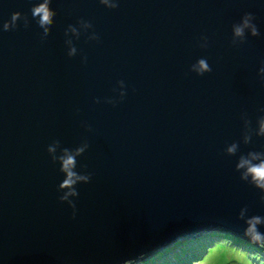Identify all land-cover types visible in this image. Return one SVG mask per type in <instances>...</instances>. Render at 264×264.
Segmentation results:
<instances>
[{"label": "water", "instance_id": "obj_1", "mask_svg": "<svg viewBox=\"0 0 264 264\" xmlns=\"http://www.w3.org/2000/svg\"><path fill=\"white\" fill-rule=\"evenodd\" d=\"M43 2L0 0V264H129L215 229L264 248L237 167L264 158V0H47L46 27ZM65 151L87 177L66 197Z\"/></svg>", "mask_w": 264, "mask_h": 264}, {"label": "rangeland", "instance_id": "obj_2", "mask_svg": "<svg viewBox=\"0 0 264 264\" xmlns=\"http://www.w3.org/2000/svg\"><path fill=\"white\" fill-rule=\"evenodd\" d=\"M213 232L219 231H203L200 235L198 234L199 236H197L196 239L186 238L182 240V238H178L170 245L155 249L153 250L154 252H150L148 256H142L129 264H178L176 260L178 257H175L174 255L180 256L179 253L182 250V247L179 248V246L184 243V241H191V243L194 242V246L193 248H187L191 247V243L185 245V248L188 249L186 252L189 250L192 252H185V255L189 256L188 258L181 255L186 261L182 264H264V248L253 246L246 239L242 241L237 238H231L229 234L224 233L222 234L228 236V241H221L218 240V238L211 239L210 236H206V239L200 238L204 234L211 235ZM169 248L171 250H169ZM173 249L176 251H172ZM192 253H199L201 256L192 258ZM168 259L171 260L169 261Z\"/></svg>", "mask_w": 264, "mask_h": 264}, {"label": "clouds", "instance_id": "obj_3", "mask_svg": "<svg viewBox=\"0 0 264 264\" xmlns=\"http://www.w3.org/2000/svg\"><path fill=\"white\" fill-rule=\"evenodd\" d=\"M107 6H114L110 0H101ZM33 13L39 16V24L43 27L47 26V22L49 19V12L47 9V0H44L43 3H40L37 6H34ZM15 15L13 19H15ZM5 28L8 27V24L5 23ZM245 27L250 29L251 34L256 33V28L254 25L250 23V18L245 16L242 22L239 25L234 26L233 34L236 37H240L243 34V30ZM74 31V30H73ZM71 51V50H70ZM194 68L197 72H203L208 70V64L205 59H200ZM261 72H264V68L261 69ZM258 134L264 135V118H262L258 122ZM247 139V137L245 138ZM235 149V145L230 146L227 151L232 152ZM53 149L50 147L49 151L51 152ZM82 149H77L76 151L79 152ZM74 156L75 153H69L65 151L58 159L62 166V171L65 172L66 178L62 183L63 186H68L69 191L65 193V197L69 194H74V189H72V185L78 180H86V176L77 175L73 171L74 167ZM238 168H243L244 171L242 173V178H248L251 182H253L256 186L264 189V158H261L260 153H249L247 157H241L238 165ZM65 197H62L65 198ZM260 222L259 217H253L251 220L248 221V233L251 235L253 240L260 241L264 239V236H261L259 232L256 231L255 225Z\"/></svg>", "mask_w": 264, "mask_h": 264}, {"label": "trees", "instance_id": "obj_4", "mask_svg": "<svg viewBox=\"0 0 264 264\" xmlns=\"http://www.w3.org/2000/svg\"><path fill=\"white\" fill-rule=\"evenodd\" d=\"M223 232H213L211 235H207V234H204V235H202V237H200V238H202V239H206L205 237L206 236H210V238L212 239V238H218V240H221V241H228L229 239H228V236H226V235H224V234H226V233H224V234H222ZM231 238H235V237H233V236H231V235H229ZM229 237V238H230ZM237 239H240V238H237ZM208 240V239H207ZM240 240H242V241H244L243 239H240ZM181 242H183V241H181ZM188 243H191V241H189V242H186V241H184V243H182V244H180V246H179V248H181L182 250L180 251V256L182 255V256H185V257H189L188 255H185L186 253H188V252H192V251H188V252H186L188 249L187 248H193V246H194V242H192L191 243V247H187V248H185V245L186 244H188ZM223 244H224V242H223ZM248 244V243H247ZM257 247H261V246H257ZM172 248V247H171ZM261 248H263V247H261ZM169 250H171L170 248H169ZM172 251H176L175 249H173ZM186 252V253H185ZM177 253V252H176ZM192 255V258H194V257H200L201 256V254L199 255V253H192L191 254ZM175 257H178V259H176L177 260V263L178 264H182V263H185L186 261L184 260V258H182V256L180 257L179 255H174ZM186 259V258H185ZM169 261L171 260V259H168ZM169 261H168V263H169ZM143 264V263H142Z\"/></svg>", "mask_w": 264, "mask_h": 264}, {"label": "bare ground", "instance_id": "obj_5", "mask_svg": "<svg viewBox=\"0 0 264 264\" xmlns=\"http://www.w3.org/2000/svg\"><path fill=\"white\" fill-rule=\"evenodd\" d=\"M216 231H219V230H217V229H215ZM220 232V231H219ZM200 233H203V231L202 232H199V235H200ZM223 233H226V232H223ZM226 234H229V235H231V236H233V237H235V238H240V239H243V237H237L235 234H233V233H230V232H227ZM199 235H197V236H199ZM185 238H183L182 237V240H184ZM244 240V239H243ZM174 242V241H173ZM173 242H171V243H173ZM171 243H169L168 245H170ZM157 249H159V248H157ZM152 252H154V251H152Z\"/></svg>", "mask_w": 264, "mask_h": 264}]
</instances>
